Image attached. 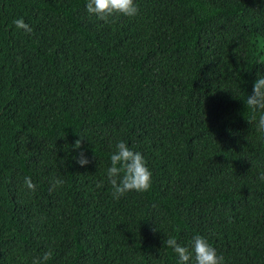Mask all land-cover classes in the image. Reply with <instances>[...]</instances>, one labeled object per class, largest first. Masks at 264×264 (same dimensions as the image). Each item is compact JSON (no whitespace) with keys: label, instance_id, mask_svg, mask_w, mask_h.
<instances>
[{"label":"trees","instance_id":"obj_1","mask_svg":"<svg viewBox=\"0 0 264 264\" xmlns=\"http://www.w3.org/2000/svg\"><path fill=\"white\" fill-rule=\"evenodd\" d=\"M135 2L104 23L87 0H0V264H179L166 239L195 235L225 264H264V110L246 104L264 0ZM119 141L149 191L112 196Z\"/></svg>","mask_w":264,"mask_h":264},{"label":"clouds","instance_id":"obj_2","mask_svg":"<svg viewBox=\"0 0 264 264\" xmlns=\"http://www.w3.org/2000/svg\"><path fill=\"white\" fill-rule=\"evenodd\" d=\"M86 11L104 23H111L113 18L118 16L136 17L139 13V6L135 0H87ZM13 24L25 33L33 31L23 18L14 20ZM246 104L253 112L257 109L264 110V77L260 76L255 81L253 94L247 96ZM257 131L264 132V113L259 115ZM82 141V138L77 139L73 147L80 149ZM110 160L111 166L107 169V178L115 199H120L128 192L143 193L151 189L152 172L144 156L130 148L126 142H117L116 151L111 154ZM77 162L81 166L90 163L83 152L77 158ZM63 184L62 179L54 178L53 189ZM24 186L29 192L35 193L36 185L30 176L24 178ZM102 186V183L97 184V187ZM165 244L178 255L179 264H225L223 255H218L216 249L202 235H195L190 241V247L181 246L174 237L167 238ZM51 257L52 252L47 251L42 256L33 259L32 264H47Z\"/></svg>","mask_w":264,"mask_h":264}]
</instances>
